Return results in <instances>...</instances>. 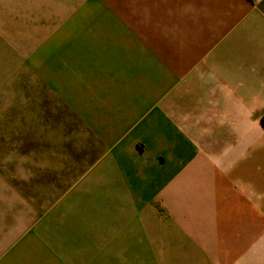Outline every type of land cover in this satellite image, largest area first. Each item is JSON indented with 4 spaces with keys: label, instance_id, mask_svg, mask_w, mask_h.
Here are the masks:
<instances>
[{
    "label": "rangeland",
    "instance_id": "rangeland-1",
    "mask_svg": "<svg viewBox=\"0 0 264 264\" xmlns=\"http://www.w3.org/2000/svg\"><path fill=\"white\" fill-rule=\"evenodd\" d=\"M237 6L0 0V264H117L116 119L150 84L134 70L161 49L207 44Z\"/></svg>",
    "mask_w": 264,
    "mask_h": 264
},
{
    "label": "crops",
    "instance_id": "crops-1",
    "mask_svg": "<svg viewBox=\"0 0 264 264\" xmlns=\"http://www.w3.org/2000/svg\"><path fill=\"white\" fill-rule=\"evenodd\" d=\"M234 1L216 38L134 70L150 84L116 119L117 264H264V0Z\"/></svg>",
    "mask_w": 264,
    "mask_h": 264
}]
</instances>
